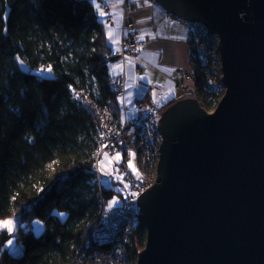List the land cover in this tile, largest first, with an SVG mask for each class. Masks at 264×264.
<instances>
[{"label":"trees","instance_id":"1","mask_svg":"<svg viewBox=\"0 0 264 264\" xmlns=\"http://www.w3.org/2000/svg\"><path fill=\"white\" fill-rule=\"evenodd\" d=\"M93 1L0 0V221L16 214L21 224L44 227L39 236L20 230L18 255L0 230V264H79L81 245L100 221V200L121 204L122 190L106 179L100 195L92 172L93 107L119 110L115 58ZM218 99L211 95L202 107L209 112ZM114 194L119 200L111 203ZM131 223L125 258L136 264L146 228L137 211Z\"/></svg>","mask_w":264,"mask_h":264},{"label":"water","instance_id":"2","mask_svg":"<svg viewBox=\"0 0 264 264\" xmlns=\"http://www.w3.org/2000/svg\"><path fill=\"white\" fill-rule=\"evenodd\" d=\"M219 37L225 95L162 113L136 264H264V0H153Z\"/></svg>","mask_w":264,"mask_h":264},{"label":"built area","instance_id":"3","mask_svg":"<svg viewBox=\"0 0 264 264\" xmlns=\"http://www.w3.org/2000/svg\"><path fill=\"white\" fill-rule=\"evenodd\" d=\"M93 5L102 25L113 27L108 17L110 8L105 0H94ZM101 12L105 15L101 16ZM181 21L186 26V44L193 66L188 73L176 72L178 79L176 89L187 92L192 87V96L197 101L202 100V104L211 95L220 94L219 101L222 90H225L222 84L219 37L201 23ZM120 33L118 49L113 55L120 72L112 81V89L117 96L119 110L116 113L108 105L93 107L98 119V131L95 136L96 154L92 172L101 195L103 184L101 185L100 163L105 155L113 160L109 168L112 178L108 177L107 180L110 181L111 187L122 190L121 204L108 208V202L100 200L102 204L100 221L97 226L90 227L81 245L77 256L79 264H127L125 244L132 227L131 214L136 211L135 202L142 193L156 183L157 179L156 170L161 143L158 134L160 112L143 98L134 101L131 112L124 105L127 82L126 62L128 59L135 58L139 38L134 24L127 19H124ZM134 73L141 75L142 69L136 65ZM186 80L192 83L190 88H187ZM73 95L78 100L82 96L77 92H73ZM117 154H119L118 163L114 160ZM130 161L135 173L128 166ZM114 195L111 203L119 200L117 195Z\"/></svg>","mask_w":264,"mask_h":264},{"label":"crops","instance_id":"4","mask_svg":"<svg viewBox=\"0 0 264 264\" xmlns=\"http://www.w3.org/2000/svg\"><path fill=\"white\" fill-rule=\"evenodd\" d=\"M105 3L110 8L108 17L113 23V27H104L107 42L111 47L110 54L114 55L118 49L120 28L124 19L134 24L139 38L135 58L126 62V92L129 89L131 96H128L132 105L129 111H132L134 101L143 98L148 89L150 92L147 96L153 106L151 94L156 92V89L164 95L179 92L176 89V72H186L189 69L187 30L182 21L158 7L153 0H105ZM141 36L143 39H140ZM114 65L116 74H119V66L116 63ZM136 65L142 67L141 75L134 73ZM125 97L126 93L124 105Z\"/></svg>","mask_w":264,"mask_h":264},{"label":"rangeland","instance_id":"5","mask_svg":"<svg viewBox=\"0 0 264 264\" xmlns=\"http://www.w3.org/2000/svg\"><path fill=\"white\" fill-rule=\"evenodd\" d=\"M181 20V19H180ZM106 27V26H104ZM186 37H187V34H186ZM187 46V44H186ZM189 50L188 46H187V51ZM110 56H113V55H110ZM188 65H189V69L188 71H186V73H188L190 71V69H192V63L189 59V55H188ZM139 68L142 69V67L140 65H138ZM142 72H143V69H142ZM42 77L44 78H51L52 77V74L51 72H44L41 74ZM185 84L187 86V88H190L192 83L188 80L185 81ZM142 85V84H140ZM144 88V87H143ZM192 87L190 88L189 91L187 92H183V91H180L179 92H174L173 94H163V92L161 91H158L157 89L155 90L156 92H154L153 94H151L152 98H153V104L156 108V110L158 112H160V118H161V115L163 113V111L165 110V108L170 104V103H174V102H178V101H182V100H185V99H192V100H195L199 106L201 107L202 105V100H199L198 101L192 96ZM225 91L226 90H222V97L225 95ZM150 92V90L148 89L147 92H146V95H144L143 99L145 101H149V97L147 96L148 93ZM220 93V92H219ZM130 95L131 96V93L129 91V89H127V92H126V97H125V105H126V108L127 110L129 111L132 107V105H130V97L128 96ZM164 95V96H163ZM220 95V94H219ZM218 95V96H219ZM221 96V95H220ZM117 97V96H116ZM221 97V99H222ZM220 99V100H221ZM129 100V101H128ZM220 100L218 101V103L220 102ZM217 103V105H218ZM217 105L214 106V108L211 110V111H207L208 114H212L213 111L215 110V108L217 107ZM203 108V107H202ZM204 109V108H203ZM159 134V133H158ZM160 136V135H159ZM161 141V139L159 140V142ZM95 146H96V143H95ZM116 157H114V160L116 161L115 159ZM112 159L109 158V160H105L104 157L102 158V161H101V166H100V171H101V178H102V181H101V185L103 184L104 188H109V184L107 183L106 179L109 177V178H112L109 174H106V173H109V168L112 164ZM102 162H103V166H102ZM150 189V188H149ZM135 206H136V202H135ZM109 208V207H108ZM136 211L138 212V208L136 206ZM139 213V212H138ZM63 214V213H62ZM59 215L60 219L61 220H64L66 215L63 214V215H60V214H57ZM16 214L13 215L12 217H10L9 219H6V220H2L0 222H3V221H11L12 224H11V227H12V231L9 232L6 228H0L1 231H5L8 235H10L12 238L10 239L12 241V244L9 245L8 242L6 244V248L9 250V252L12 254V255H18L21 253V246L17 243V241L14 239L15 236H17L19 233H20V230H25V231H29L31 230L33 232L34 235L36 236H39L43 233V230H44V227H43V224L42 222L36 220V221H33L31 226H27L26 224H21L18 220V218H16ZM141 216V215H140ZM9 241V240H8ZM127 264H130L129 262Z\"/></svg>","mask_w":264,"mask_h":264},{"label":"snow or ice","instance_id":"6","mask_svg":"<svg viewBox=\"0 0 264 264\" xmlns=\"http://www.w3.org/2000/svg\"><path fill=\"white\" fill-rule=\"evenodd\" d=\"M100 15L103 16V15H105V13L101 12ZM109 38L110 39L112 38V33L111 32L109 33ZM140 39H143V36H141ZM48 71H51V69H49ZM104 159L105 160H109V157L107 155H105ZM115 159H116V162L118 163L119 162V154H117V156H116ZM102 166H103V162H102ZM128 166L135 173V169L133 168V166L131 164V161L129 162V165ZM106 174H109L110 175L111 173H106ZM112 203H115V201H112ZM60 215H63V214H60ZM11 224H12L11 221H3V222H0V228H6L9 232H11L12 231ZM8 244L11 245L12 244V241L9 240L8 241Z\"/></svg>","mask_w":264,"mask_h":264}]
</instances>
